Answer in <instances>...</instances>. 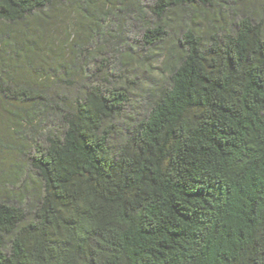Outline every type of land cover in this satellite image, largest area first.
Listing matches in <instances>:
<instances>
[{"label":"trees","instance_id":"trees-1","mask_svg":"<svg viewBox=\"0 0 264 264\" xmlns=\"http://www.w3.org/2000/svg\"><path fill=\"white\" fill-rule=\"evenodd\" d=\"M0 264H264V0H0Z\"/></svg>","mask_w":264,"mask_h":264},{"label":"rangeland","instance_id":"rangeland-1","mask_svg":"<svg viewBox=\"0 0 264 264\" xmlns=\"http://www.w3.org/2000/svg\"><path fill=\"white\" fill-rule=\"evenodd\" d=\"M253 0H243V2L247 5L252 2ZM74 28H70V32L72 36H75L74 33ZM164 47V46H163ZM165 54L164 48H158L150 57L149 65L147 64L146 66H141V65H136L137 68V73L142 76V79L138 78L139 82L144 83L145 80L152 79L154 77H159V73L161 70V61H162V56ZM6 165L5 167H7Z\"/></svg>","mask_w":264,"mask_h":264}]
</instances>
